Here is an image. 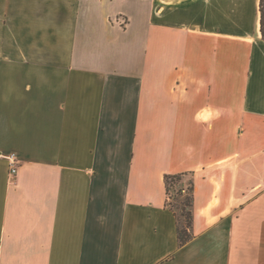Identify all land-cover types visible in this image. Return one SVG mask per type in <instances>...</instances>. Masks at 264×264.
Here are the masks:
<instances>
[{
	"label": "crops",
	"instance_id": "1",
	"mask_svg": "<svg viewBox=\"0 0 264 264\" xmlns=\"http://www.w3.org/2000/svg\"><path fill=\"white\" fill-rule=\"evenodd\" d=\"M259 3L0 0V264H264Z\"/></svg>",
	"mask_w": 264,
	"mask_h": 264
},
{
	"label": "trees",
	"instance_id": "2",
	"mask_svg": "<svg viewBox=\"0 0 264 264\" xmlns=\"http://www.w3.org/2000/svg\"><path fill=\"white\" fill-rule=\"evenodd\" d=\"M259 10L260 31L264 38V0H260ZM163 181L166 192L165 205L175 216L178 245L182 246L193 237V175L190 172L165 173Z\"/></svg>",
	"mask_w": 264,
	"mask_h": 264
},
{
	"label": "built area",
	"instance_id": "3",
	"mask_svg": "<svg viewBox=\"0 0 264 264\" xmlns=\"http://www.w3.org/2000/svg\"><path fill=\"white\" fill-rule=\"evenodd\" d=\"M7 158L9 159L10 163H11V167H10V173H16V167L14 166L15 165V162H16V159H15V156L14 154H9L7 156Z\"/></svg>",
	"mask_w": 264,
	"mask_h": 264
},
{
	"label": "rangeland",
	"instance_id": "4",
	"mask_svg": "<svg viewBox=\"0 0 264 264\" xmlns=\"http://www.w3.org/2000/svg\"><path fill=\"white\" fill-rule=\"evenodd\" d=\"M16 173H12V175H15ZM178 213H179V211H178ZM180 219H181V217H180Z\"/></svg>",
	"mask_w": 264,
	"mask_h": 264
}]
</instances>
